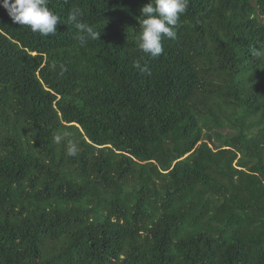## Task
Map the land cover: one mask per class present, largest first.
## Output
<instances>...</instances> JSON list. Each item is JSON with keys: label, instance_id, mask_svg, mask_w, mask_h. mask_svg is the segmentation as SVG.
<instances>
[{"label": "trees", "instance_id": "trees-1", "mask_svg": "<svg viewBox=\"0 0 264 264\" xmlns=\"http://www.w3.org/2000/svg\"><path fill=\"white\" fill-rule=\"evenodd\" d=\"M147 2L49 0L46 37L0 7V264H264V0H189L158 57Z\"/></svg>", "mask_w": 264, "mask_h": 264}, {"label": "clouds", "instance_id": "clouds-1", "mask_svg": "<svg viewBox=\"0 0 264 264\" xmlns=\"http://www.w3.org/2000/svg\"><path fill=\"white\" fill-rule=\"evenodd\" d=\"M188 3L189 0H148L139 9L137 40L141 52L151 57L162 54V41L165 38H177L175 28L179 18L186 13ZM48 4L49 0H0V7L6 10L13 23L27 26L33 33L45 37L54 35L57 24L61 23L60 17L50 10ZM68 22L78 31L76 40L81 47L90 40H99L100 31L83 22L77 11L68 16ZM251 52L258 60H264V48L253 47ZM51 67L54 69L56 65ZM135 67L139 68L140 65L136 64ZM69 136V132L59 131L53 140L58 145H66L67 156L76 157L80 147L75 140L69 139Z\"/></svg>", "mask_w": 264, "mask_h": 264}]
</instances>
